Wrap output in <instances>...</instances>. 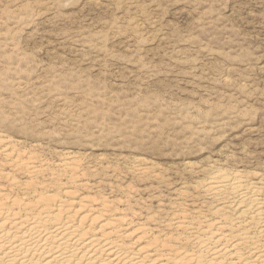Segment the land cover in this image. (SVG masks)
I'll list each match as a JSON object with an SVG mask.
<instances>
[{"label": "rangeland", "instance_id": "374dc122", "mask_svg": "<svg viewBox=\"0 0 264 264\" xmlns=\"http://www.w3.org/2000/svg\"><path fill=\"white\" fill-rule=\"evenodd\" d=\"M218 171L264 178V0H0V220L55 195L87 238L193 250L171 224L229 204Z\"/></svg>", "mask_w": 264, "mask_h": 264}, {"label": "bare ground", "instance_id": "6f19581e", "mask_svg": "<svg viewBox=\"0 0 264 264\" xmlns=\"http://www.w3.org/2000/svg\"><path fill=\"white\" fill-rule=\"evenodd\" d=\"M245 178L239 172L218 171L208 180L205 191L210 198L231 202L215 207L214 220L205 221L207 226L202 222L189 228L184 216L171 224L190 232L193 250L159 243L149 252L132 250L112 232L87 238L86 230L62 218L66 206L57 207L55 195H41L34 209L1 218L0 264H264V178ZM54 207L57 213L52 212ZM227 209L235 211L234 218ZM158 239L152 235V240Z\"/></svg>", "mask_w": 264, "mask_h": 264}]
</instances>
